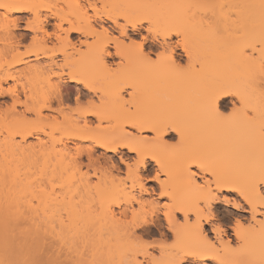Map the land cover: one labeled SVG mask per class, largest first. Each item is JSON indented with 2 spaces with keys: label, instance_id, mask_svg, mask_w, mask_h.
<instances>
[{
  "label": "bare ground",
  "instance_id": "6f19581e",
  "mask_svg": "<svg viewBox=\"0 0 264 264\" xmlns=\"http://www.w3.org/2000/svg\"><path fill=\"white\" fill-rule=\"evenodd\" d=\"M1 98V222L66 216L100 264H264V216L227 203L264 178V0H0ZM18 161L42 205L14 193ZM9 236L0 264H37Z\"/></svg>",
  "mask_w": 264,
  "mask_h": 264
},
{
  "label": "rangeland",
  "instance_id": "374dc122",
  "mask_svg": "<svg viewBox=\"0 0 264 264\" xmlns=\"http://www.w3.org/2000/svg\"><path fill=\"white\" fill-rule=\"evenodd\" d=\"M0 101H5V100L1 98ZM230 112H231L230 110H227V112L225 111V114H229ZM165 139L168 140V142L173 143L174 145L176 144L178 145V142L180 141L178 137L166 136ZM186 139L188 138H184L183 141H186L187 143L188 140ZM31 140H34V139L31 138ZM176 147H180V145ZM175 148L173 149L175 150ZM102 151L103 150L100 149L99 152L97 151V154H99ZM109 154L112 155V153H109ZM204 162L208 167L214 166V163H212V160L210 159L208 160L205 159ZM236 164L237 162H232L231 164L227 166L225 165L224 169H228V170L232 169L233 166H235ZM124 168L125 167L123 165V169ZM191 169L196 171V173L198 174L197 181L202 183L204 174L201 175L200 170H198L196 166H192ZM10 171L14 173L16 172L22 173L21 177L23 178V181L19 186L15 187V192H14L18 196H21L20 197L21 200L25 202H31L33 204H41V205L47 201L45 198L50 196L49 194L51 190L50 182L47 181V177L41 174L38 168L29 167L27 166L26 162L18 161L15 164L11 165ZM254 172L264 173V166L255 170ZM122 175L123 177L124 176L126 177L125 173H123ZM204 176L210 177L208 174H205ZM94 180H96V178H94ZM144 182L146 181L144 180ZM53 183L58 184L59 182L55 181ZM7 185L10 186L9 181H7ZM146 185L150 186L151 183L146 182ZM204 189L208 190V187H205ZM43 191H46V192L44 193ZM62 191H63L62 188H59L58 185H56L55 192L57 194H54L52 196L53 197L60 196L62 194ZM191 192L193 194H196V191L191 190ZM224 194H227V193H224ZM227 196L229 198L231 197L230 199H232V197L235 198L234 194H227ZM214 209L219 210L217 211V214H218L217 218L221 219L226 225H231L233 223L234 221L233 217L235 215H233V217H231L230 215L232 213H235V210L232 207L221 203L218 205V207H214ZM243 215L245 217H250V214L247 212H244ZM258 218L263 219L261 215H259ZM179 220L182 221L183 217L179 216ZM5 222L8 223V221H5ZM38 222H39L38 230L36 231L37 233L34 234V231L32 232L33 229L30 228V225L28 223H25L24 221L22 222L20 221L18 222L17 220L11 221V222L9 221L11 225L9 223L8 225L7 223L5 224L0 221V228H4L5 226L8 225L6 227L7 228L6 231H4V229L3 230L0 229L2 232H4V233L0 232L2 233V235L0 234V236L6 235L8 237L10 235L11 237H13L12 235H14L16 236V238L20 237L21 238L20 240H23L24 242H26L27 246L30 248V252L35 253V259H36L37 264H78L80 261H82L79 259L80 257L89 259L90 257H92V255H93L92 258L94 259V254L91 251L92 246H90V241L84 235V232H83L84 228H83L82 223H79L78 225L72 224L73 226H75L73 228L69 220H67L66 216L61 222H59L57 218H53V220H42V221L39 220ZM213 222L215 223L217 222V220L214 219ZM246 224L247 225L251 224V222L248 220ZM64 225H71L72 228H70L69 230L68 229L65 230L63 227ZM60 227H61V230H60ZM36 229L37 228H34V230ZM230 230L231 229H229V231ZM230 232H232V230ZM145 239H144L145 242L157 243L160 241L159 236L157 234L153 237H146ZM174 241H175L174 237H171L168 240H166L164 243L167 245H170ZM238 244L240 246V243ZM155 253H158V252L155 251ZM98 256H99V261H97L96 263L94 259L93 261V263L95 262L94 264H100V254L99 253H98ZM92 258H90V260H92ZM207 262L212 264V261L210 260H207ZM88 264H91V263H88Z\"/></svg>",
  "mask_w": 264,
  "mask_h": 264
},
{
  "label": "snow or ice",
  "instance_id": "6c2138e0",
  "mask_svg": "<svg viewBox=\"0 0 264 264\" xmlns=\"http://www.w3.org/2000/svg\"><path fill=\"white\" fill-rule=\"evenodd\" d=\"M7 9V5L4 6ZM219 187V185H218ZM244 202H238L233 200H227V203L232 205L235 209L248 211L255 213L257 208L260 210V214L264 216V178H261L258 182L252 185L251 193L245 194L241 192ZM183 211V209H180ZM217 231H222V229H217Z\"/></svg>",
  "mask_w": 264,
  "mask_h": 264
}]
</instances>
